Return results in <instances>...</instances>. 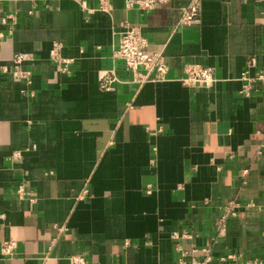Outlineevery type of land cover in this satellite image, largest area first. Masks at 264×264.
<instances>
[{
	"label": "crops",
	"instance_id": "crops-1",
	"mask_svg": "<svg viewBox=\"0 0 264 264\" xmlns=\"http://www.w3.org/2000/svg\"><path fill=\"white\" fill-rule=\"evenodd\" d=\"M191 1L107 13L87 0L86 14L77 0H0V264H190L208 249L210 264L264 261V0H201L178 26ZM124 22L163 53L165 81L139 85L114 58ZM187 64L215 68V83L184 85Z\"/></svg>",
	"mask_w": 264,
	"mask_h": 264
},
{
	"label": "built area",
	"instance_id": "built-area-1",
	"mask_svg": "<svg viewBox=\"0 0 264 264\" xmlns=\"http://www.w3.org/2000/svg\"><path fill=\"white\" fill-rule=\"evenodd\" d=\"M86 14H91L94 11L90 9L87 4V0H77ZM172 0H126V9H138L142 12H149L154 10L165 3H169ZM112 8L111 0H99L98 10L103 12H109ZM201 0H192L187 6H184L181 10L182 16L178 23V26L192 25L200 17ZM18 16L11 14L8 15L3 21L10 31H13L17 24ZM121 34L119 46L115 50L114 58L121 61L124 68L133 74V81L139 85H144L148 82H162L165 81L167 72L169 70L167 62L162 52H152L149 50V42L141 28L130 22H124L121 26ZM5 35L0 33V44ZM61 43H55L53 46L52 59L56 63L59 70L67 72V67L73 61L65 59L62 56ZM28 60L25 55L18 54L14 59V72L17 78L29 81L32 73L30 71L22 69L21 65L24 61ZM251 64H255V61H251ZM5 72L9 71L7 66H3ZM186 76L182 80V83L191 87L204 88L210 87L216 81V69L212 67H201L199 65L187 64L185 66ZM119 76L117 69H105L100 71L99 86L105 91H110L112 86L119 82ZM256 81L264 82V73L256 79ZM250 91V85H245L243 92L248 94ZM150 193V191H149ZM240 207L239 204H229L226 206L225 218L227 214H235V210ZM18 247L16 241L3 242L1 248L2 255H13L15 249ZM206 253L204 259L195 260L190 264H210L212 260V253L210 249L204 250ZM236 255L231 253L222 261L226 262L228 259L234 260ZM183 264V263H180ZM240 264H264V261H248Z\"/></svg>",
	"mask_w": 264,
	"mask_h": 264
}]
</instances>
